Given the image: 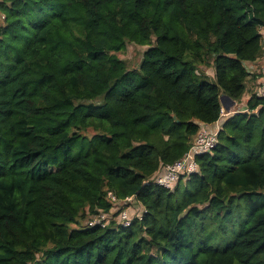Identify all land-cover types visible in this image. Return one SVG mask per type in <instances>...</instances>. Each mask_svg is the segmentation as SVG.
I'll use <instances>...</instances> for the list:
<instances>
[{
	"label": "trees",
	"instance_id": "trees-1",
	"mask_svg": "<svg viewBox=\"0 0 264 264\" xmlns=\"http://www.w3.org/2000/svg\"><path fill=\"white\" fill-rule=\"evenodd\" d=\"M263 27L264 0H0V264H264V97L196 172L152 181L221 94L240 101ZM128 43L146 46L137 69ZM109 191L141 216L87 226ZM205 219L229 221L223 247Z\"/></svg>",
	"mask_w": 264,
	"mask_h": 264
},
{
	"label": "built area",
	"instance_id": "built-area-1",
	"mask_svg": "<svg viewBox=\"0 0 264 264\" xmlns=\"http://www.w3.org/2000/svg\"><path fill=\"white\" fill-rule=\"evenodd\" d=\"M257 97H264V82L256 87L254 92L251 94ZM226 114L223 107H221V117ZM217 122V121H216ZM221 125L216 124L213 129H209L207 124H203L202 128L195 135L194 141L189 149V151L181 158L173 161L170 164L162 166L153 176L152 181L163 188H171L173 184L177 181L180 175L189 174L196 172L197 164L195 161V153L206 152L211 149L216 144L218 131ZM108 197L113 201L114 207L111 213L98 212L89 215L86 224L89 227L100 226L105 227L111 220H114L119 226L126 228L130 225L133 219V212L136 214L134 217H140L143 212L142 206L134 202L133 196H128L122 201H117L115 196L109 191ZM136 207L131 209V207ZM115 211V212H114Z\"/></svg>",
	"mask_w": 264,
	"mask_h": 264
},
{
	"label": "rangeland",
	"instance_id": "rangeland-1",
	"mask_svg": "<svg viewBox=\"0 0 264 264\" xmlns=\"http://www.w3.org/2000/svg\"><path fill=\"white\" fill-rule=\"evenodd\" d=\"M146 48V46H139V45H135V44H132V43H128L126 45V49L125 51L123 52H116L115 54L119 57V58H122L125 60L126 62V68L128 70H133V69H137V67L139 66V63L141 61V58H142V54H143V50ZM209 67H200V71L205 74V75H208L206 73V70L208 69ZM209 82H213L214 81V78L213 77H209L207 76L206 78ZM245 92V91H244ZM246 94V93H245ZM241 101H238L237 104L238 105H242L241 103H239ZM242 107V106H241ZM220 125H222V122L220 123ZM136 207H131V209H135ZM115 212V211H114ZM136 214V212L134 211L133 212V217L134 215ZM233 219V218H231ZM229 224V221L228 220H225L223 222V225L221 228H219L217 226V224H214L212 223L210 220L208 219H205L204 220V226H205V232H204V235H207V234H210L211 238H213L215 241H219L216 245L213 244L212 242H209L210 244H212L213 246H216V247H223L226 242L228 241V239L230 238V235L232 234L233 230L229 228L228 226ZM236 228V227H235ZM221 230H224L225 233L224 234H221ZM225 235V236H223ZM222 237V238H221Z\"/></svg>",
	"mask_w": 264,
	"mask_h": 264
},
{
	"label": "crops",
	"instance_id": "crops-1",
	"mask_svg": "<svg viewBox=\"0 0 264 264\" xmlns=\"http://www.w3.org/2000/svg\"><path fill=\"white\" fill-rule=\"evenodd\" d=\"M260 33L262 35V39L264 41V27L260 29ZM264 43V42H263ZM246 67L249 71V75L247 76L246 82H245V92L243 93L239 103L242 105H238L236 101H234V105H232L228 110H225L226 114L219 118V120L213 124L207 125L209 129L214 130V126L216 124H219L221 122H224L227 117H230L232 114H234L237 111H245L247 110L246 107V100L248 97L254 92L257 86H259L262 82H264V45H263V53L262 55L257 58L253 62H247ZM206 73L209 77L214 78L213 69L210 67L206 70ZM246 93V94H245ZM242 106V107H241Z\"/></svg>",
	"mask_w": 264,
	"mask_h": 264
},
{
	"label": "water",
	"instance_id": "water-1",
	"mask_svg": "<svg viewBox=\"0 0 264 264\" xmlns=\"http://www.w3.org/2000/svg\"><path fill=\"white\" fill-rule=\"evenodd\" d=\"M220 101H221V106L225 110H228L235 103L233 99H231L228 95L225 94H221Z\"/></svg>",
	"mask_w": 264,
	"mask_h": 264
}]
</instances>
